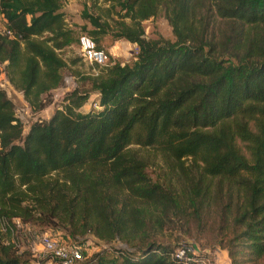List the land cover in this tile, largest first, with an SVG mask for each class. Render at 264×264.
Returning <instances> with one entry per match:
<instances>
[{
  "label": "trees",
  "instance_id": "obj_1",
  "mask_svg": "<svg viewBox=\"0 0 264 264\" xmlns=\"http://www.w3.org/2000/svg\"><path fill=\"white\" fill-rule=\"evenodd\" d=\"M62 1L0 0V23L13 35L0 36V62L35 111L62 85L58 50L77 41ZM102 1L128 20L113 36L137 51L132 64L87 77L98 108L80 112L90 94L74 89L22 133L0 91V264H34L9 241L12 218L62 230L73 244L91 234L129 245L76 264H175L178 243L143 239L151 209L197 218L222 198L234 229L223 245L230 263L264 257V0ZM159 9L172 41L143 35L141 22ZM82 16L102 49L107 23ZM154 158L177 190L148 176Z\"/></svg>",
  "mask_w": 264,
  "mask_h": 264
},
{
  "label": "rangeland",
  "instance_id": "obj_2",
  "mask_svg": "<svg viewBox=\"0 0 264 264\" xmlns=\"http://www.w3.org/2000/svg\"><path fill=\"white\" fill-rule=\"evenodd\" d=\"M59 11L63 15L66 27L73 31L74 36L78 37L80 34H87L86 31L92 29L89 22L82 16L83 12H87L93 16H98L100 21L107 23V33L100 36L98 39V45L109 54V63L111 65L117 63L119 65H130L135 59L137 48L134 44L124 40L123 38H115L113 33L116 32L120 21L128 22L127 18L121 17L122 11L118 10V7L110 5L109 2L102 0H63L61 2ZM1 22V20H0ZM143 28V35L146 39H156L158 37L172 41L173 36L171 29L165 19V15L162 9H159L153 17H149L141 22ZM84 27V29H82ZM88 35V34H87ZM59 56L65 61L66 65L61 70L62 76H68L71 78L70 91L76 89L79 93L87 92L90 94L88 100L84 105L79 108L80 112L86 111L91 106L93 101L97 100V96L94 95L90 88V82L87 77L97 75L103 72V68L97 66H91L85 64L78 54L76 42L58 50ZM106 65V66H107ZM5 70V69H4ZM6 73V71H5ZM12 103L15 107L19 105L17 96L13 93L10 95ZM45 100H49V97H45ZM43 99V100H44ZM51 101V98H50ZM62 99H57L56 104H46L41 111L33 110L37 116L47 117L54 108L61 107ZM189 162H186L187 165ZM166 166L160 162L159 159L154 158V161L146 168V172L151 180L158 181L164 185L170 183L176 190L179 187L178 179L175 177H169L166 174ZM226 198L217 199L218 203L213 204L207 203L199 208L198 217L193 215H181L179 213H168L161 215L157 211L151 209V217L146 219L147 228H145V240H153L163 245L173 246L176 243L188 241L193 242L196 249L207 250L213 255L214 264H231L228 254L223 245H225L227 239L230 237L231 232L234 230L228 224V215L223 214V202ZM184 203V212L187 213L188 202L185 198H181ZM222 215V216H221ZM222 219H221V218ZM23 230H30L33 232L46 231L47 233L55 234L59 239L69 245L73 244V241L63 236V231H52L51 228L46 226L28 225L25 224ZM33 236L27 233L21 234L19 241L20 252L34 253L35 249L32 250L30 245L32 244ZM84 242L82 259H87L91 254L99 251H103L105 255H109L113 250L122 248H128L129 245L121 239H113L109 242L96 239L91 234H87L81 239ZM140 240L137 243H140ZM29 243H31L29 245ZM27 258L29 255L26 254ZM32 258V257H31ZM38 260L46 259L41 255ZM244 264H264V257L258 260H244ZM28 264V263H27Z\"/></svg>",
  "mask_w": 264,
  "mask_h": 264
},
{
  "label": "built area",
  "instance_id": "obj_3",
  "mask_svg": "<svg viewBox=\"0 0 264 264\" xmlns=\"http://www.w3.org/2000/svg\"><path fill=\"white\" fill-rule=\"evenodd\" d=\"M0 36L7 38L13 37L12 32L3 23H0ZM76 47L81 60L87 65L104 67L109 63L108 52L97 48L95 42L87 34L78 35ZM71 83V78L64 76L62 85L50 92L48 96L49 100H47L48 102L46 100L42 102L46 101V104L55 105L57 99L63 100L64 95L69 92L71 90L70 87L73 86ZM0 91L10 100L12 99L10 96L12 93L17 96L19 105L17 107L14 106V118L20 123L22 133L28 129L32 122L48 117L37 116L23 98L22 92L13 88L7 79L4 70V62H0ZM46 104H44V107ZM91 107L98 108L97 103L93 101ZM43 108L39 111L43 110ZM11 222L12 226L9 227V241L14 242V245L17 247V252H20L19 241L21 234L28 232L30 236H33L34 241L32 244L29 243V245L31 244L30 247L32 250H36L34 253H30L34 264H76L84 260L82 259L84 242L67 245L55 234L47 233L46 231L33 232L30 230H23L26 225L21 223L18 218H12ZM5 228L2 226L0 228L1 232H5ZM4 241L8 242L6 239ZM40 255L46 259L38 260L37 258H39ZM171 258L175 264H214L215 262L213 255L210 254L209 251L196 249L193 242L188 241L179 242L172 251Z\"/></svg>",
  "mask_w": 264,
  "mask_h": 264
},
{
  "label": "crops",
  "instance_id": "obj_4",
  "mask_svg": "<svg viewBox=\"0 0 264 264\" xmlns=\"http://www.w3.org/2000/svg\"><path fill=\"white\" fill-rule=\"evenodd\" d=\"M94 95V94H93ZM96 96L94 95V98H95ZM87 110V109H86Z\"/></svg>",
  "mask_w": 264,
  "mask_h": 264
}]
</instances>
